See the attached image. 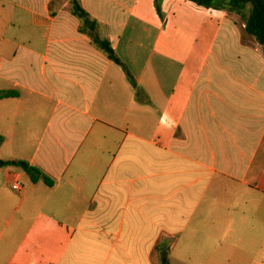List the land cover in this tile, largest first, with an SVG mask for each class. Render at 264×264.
Returning <instances> with one entry per match:
<instances>
[{
  "label": "crops",
  "instance_id": "1",
  "mask_svg": "<svg viewBox=\"0 0 264 264\" xmlns=\"http://www.w3.org/2000/svg\"><path fill=\"white\" fill-rule=\"evenodd\" d=\"M229 1L0 0V161L40 178L0 167V264H264V44Z\"/></svg>",
  "mask_w": 264,
  "mask_h": 264
},
{
  "label": "trees",
  "instance_id": "2",
  "mask_svg": "<svg viewBox=\"0 0 264 264\" xmlns=\"http://www.w3.org/2000/svg\"><path fill=\"white\" fill-rule=\"evenodd\" d=\"M187 1L194 3L199 7L209 9L215 6L216 0H187ZM247 6H250V11L245 19V30L249 35L253 36L258 43L264 44V0H230L229 1V9L231 11L245 10ZM73 12L76 16H78L80 19L83 20V23L85 25H89V24L95 25L94 22H91L89 20V17L86 14V12L76 3L73 4ZM95 29L96 28L93 27L92 31L95 32ZM93 40L95 44L103 52L107 54L108 58L117 65L121 66L124 69V71L127 73V75L130 77L127 69L124 67V65L115 55V52L112 49L110 43L106 40H101L96 34L94 35ZM6 97H8L7 94H3V93L0 94V98H6ZM5 166H14L21 169L23 172H25L27 175H29L32 178L33 182H37L40 179V178L35 179V174H38V172L35 169L30 168L26 162L0 161V167H5ZM42 180L44 183L47 182V179L45 177H42Z\"/></svg>",
  "mask_w": 264,
  "mask_h": 264
},
{
  "label": "rangeland",
  "instance_id": "3",
  "mask_svg": "<svg viewBox=\"0 0 264 264\" xmlns=\"http://www.w3.org/2000/svg\"><path fill=\"white\" fill-rule=\"evenodd\" d=\"M194 6V5H193ZM8 151H6V149H4V148H0V156L1 157H7L8 156ZM0 172H3V176L5 177V179H4V182H1L2 183V187H1V189L2 190H4L5 192H10L11 194H13V196L15 197V198H18L19 197V193H18V191H16V190H14L13 188H12V184L14 183V182H17V181H19V183L20 184H24V185H28L27 184V177L25 176L22 180H16V178H15V180H14V182H12L13 181V178H12V176L11 175H9L7 172H5V169H3V170H1Z\"/></svg>",
  "mask_w": 264,
  "mask_h": 264
},
{
  "label": "built area",
  "instance_id": "4",
  "mask_svg": "<svg viewBox=\"0 0 264 264\" xmlns=\"http://www.w3.org/2000/svg\"><path fill=\"white\" fill-rule=\"evenodd\" d=\"M16 180H19V178H16ZM12 188H13L14 190H20L21 187H20L19 181L14 182Z\"/></svg>",
  "mask_w": 264,
  "mask_h": 264
},
{
  "label": "water",
  "instance_id": "5",
  "mask_svg": "<svg viewBox=\"0 0 264 264\" xmlns=\"http://www.w3.org/2000/svg\"><path fill=\"white\" fill-rule=\"evenodd\" d=\"M163 264H164V262H163Z\"/></svg>",
  "mask_w": 264,
  "mask_h": 264
}]
</instances>
